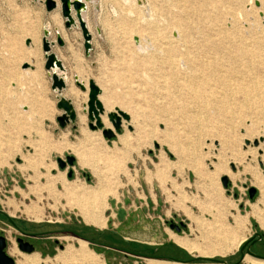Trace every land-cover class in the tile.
Segmentation results:
<instances>
[{
	"label": "rangeland",
	"instance_id": "rangeland-1",
	"mask_svg": "<svg viewBox=\"0 0 264 264\" xmlns=\"http://www.w3.org/2000/svg\"><path fill=\"white\" fill-rule=\"evenodd\" d=\"M44 1L0 0V236L7 239L9 255L13 240L19 250L18 238L36 248L32 254L19 250V255H10L16 264L22 254L38 255L39 264H63L70 258L68 252L82 248L80 240L97 256L93 263L82 259L76 264H183L207 257L250 264L246 251L241 260L242 246L225 255L205 256L179 247L171 233L205 251L227 249L225 236L249 240L259 234L262 240L255 238L251 251L264 257V51L256 64L238 63V77L208 81L197 99L187 89L186 75L177 74L180 57L171 49L172 28L156 29L160 17L170 24L180 18L182 25L203 27L208 14L225 9L212 8L223 0H83V18L93 37L89 54L78 22L66 29L60 0L51 13ZM230 1L231 10H239L240 0ZM244 3L242 11L255 10L258 22H252L255 30L243 34L264 37V0ZM147 10L155 24L143 21ZM52 16H58L57 24ZM44 29L50 31L52 52L63 63L64 70L57 73L67 87L61 94L52 90L53 72L45 69ZM59 33L64 47L56 42ZM75 77L88 86L93 80L104 90L107 107L130 115L131 121L114 139L105 138V126L91 129L83 109L88 96ZM60 97L73 102L80 123L85 115V127L78 120L66 128L59 125ZM118 135L127 137L126 145ZM68 157L76 159L74 166L61 169L58 161ZM160 165L162 179L157 177ZM62 174L67 183L102 184L99 220L106 226L86 222L85 215L94 207L99 215L96 201L66 196ZM251 189L257 191L253 199ZM213 214L219 221L206 231L194 222ZM214 225L228 231H222V242L209 245L205 235H211L208 230Z\"/></svg>",
	"mask_w": 264,
	"mask_h": 264
},
{
	"label": "bare ground",
	"instance_id": "bare-ground-1",
	"mask_svg": "<svg viewBox=\"0 0 264 264\" xmlns=\"http://www.w3.org/2000/svg\"><path fill=\"white\" fill-rule=\"evenodd\" d=\"M55 1L58 3V7H59V1L58 0H55ZM126 1H129V0H126ZM230 2H231L230 0H227V1L223 0L221 5L215 4V6L212 7L214 8V10H218L221 8H225V9L220 14H216V15L208 14L204 19L203 27H194L193 25L189 23L182 25L180 18H175L174 19L175 21L172 24H170V21L168 19H163L162 17L158 19L156 29L158 27L160 29L162 26H164V29L166 30L169 28H172L173 30L174 39L171 43V49L175 48V52L177 56L180 57L178 67L182 71V72L179 71L177 74L178 75L182 74L184 76L186 75L187 77L186 79L188 80V82L186 83L187 89L197 99L203 96L204 92L202 91L207 90V88L203 89V87L207 86L208 81L218 80L220 82L224 78H227L233 75L235 76V74L237 75L238 71L236 70L235 67L238 63L244 64L247 66L256 64L262 55L261 53L264 51V37H261V36L260 37H257V36L249 37L248 36L249 34H247V32H246L247 35L243 34V30H246V31L255 30L254 28L255 26H253L255 23H252V22H258L256 11L254 10L252 13L243 12L241 7L245 4L244 0H240L242 4H237L239 6V10L237 11L231 10ZM206 5L212 6V4H210L208 1L206 2ZM224 5H226V7H224ZM146 13L147 14L143 18V21L148 22V21L154 20V24H155L156 18L154 17L152 11L147 10ZM261 14L264 15L262 11H261ZM73 16L75 17V14H73ZM52 21L54 22V24H57L59 21L58 16H52ZM159 29L158 31H160ZM195 32H196V35H195L196 37L194 36ZM137 45L139 46L140 52H144V53L146 52L145 50L146 47H142L139 41H137ZM251 47L253 48L251 49ZM247 71L248 72L246 73H249V70ZM55 72L57 73L58 71H55ZM84 86L87 90L85 95H88L89 86L87 84H84ZM101 90L103 94L100 97V100L104 103L105 108H106V114L102 116L101 119H102L104 126L107 129L114 130L108 122L107 114L110 112H114L116 109H120V108L116 107L113 111L111 110L110 107H107V105L105 104V101L107 102V99L106 100L104 99V94H105L104 90L103 89ZM240 90L244 94H247L249 92V91L247 92V89H244V85L240 86ZM220 92L222 93V91ZM70 93H75V90L70 89ZM192 109H194V107ZM123 124H124L123 126L125 127V122H123ZM92 136L93 137L100 136V133L93 134ZM92 136H90L89 138H91ZM167 136L171 138L173 136L172 132L170 133L169 131ZM118 137H119V141L123 145L127 144L128 141L125 135H118ZM81 165L83 167H87V163L84 161L81 162ZM163 171H164V167L162 165L158 166L157 177H159V179H162L164 177ZM65 175L66 174H62L61 179H62V185L64 186L65 191H66L65 192L66 196L67 195L70 197L73 196L75 199H86V200L94 199V201H96L95 205L97 206V209L99 210V215H97V210L94 207L92 210H90L89 215L87 216L85 215L86 222L88 224H94L98 227L106 226L105 224L106 221L99 220L100 215H101L100 214L101 198L105 197V190L103 189L102 184L99 183L97 184V186L92 187V186H87L84 183H78V182L67 183V180L65 179ZM53 186H54V183H51L50 188H52ZM28 217H31V216L28 215ZM35 220L39 222L40 218H35ZM213 221H219L216 214L211 215L210 218L201 216L194 222L195 224H197V226H199L198 227L199 229H201L202 227H205V231H206L207 229L206 226L212 225L211 223ZM236 224L238 228H242L239 223H236ZM223 227L224 226L219 225L217 226V228H220V229H216L214 225L212 230H208L211 232L210 233L211 235H205V240L208 241L209 245L214 244V243L219 244L220 242H222L223 240L222 231L226 233L228 231L227 226H226L227 230L223 229ZM234 230L236 231L235 227H234ZM225 238L229 239V242H225L228 245L226 246L227 249H219V251L214 250V249L213 250L206 249L205 251V250L198 248L188 238L181 237L174 233H171V239L173 240V242L179 245V247L186 249L190 253L200 252L201 255H205V256H214L217 253L221 255H225L232 248H239L247 241L245 237H242L241 239L235 238L234 234L233 236H228V237L225 236ZM79 242L82 244V248L80 250H76V251L73 250L71 252H68L71 254L70 258L68 261L64 262L63 264H76L75 263L76 261L82 260V259L87 260L88 262H92L94 257L97 256V254H95L93 251L89 249V246H88L89 244L86 241L80 240ZM212 246H215V245H212ZM9 253L11 256L19 255V250L14 240H13L12 247L9 250ZM22 255L23 256L21 257V259H19L18 264H39L41 260L38 255H35V256L26 255V254H22ZM210 258L207 257L204 259H210ZM246 260L250 264H264V260H259L251 256H248ZM147 264H178V263L159 261V260H148Z\"/></svg>",
	"mask_w": 264,
	"mask_h": 264
},
{
	"label": "water",
	"instance_id": "water-1",
	"mask_svg": "<svg viewBox=\"0 0 264 264\" xmlns=\"http://www.w3.org/2000/svg\"><path fill=\"white\" fill-rule=\"evenodd\" d=\"M34 2H37L39 0H33ZM46 11L48 13L53 12L58 8V3L55 0H45L44 2ZM61 3V9H62V15L65 19V27L68 30H71L74 26H77V22L82 30V35L84 38V48L86 54H89V52L92 50V40L93 37L88 29L87 23L85 22L83 18V13L86 10V5L83 2V0H60ZM75 14V17L73 16ZM51 36V33L49 30L44 29V38H43V51L45 55V69L50 74L51 72V80H52V90L54 92L62 93L66 89V83L65 80L55 72V71H63V63L58 59V57L52 52V47L55 46L54 42L49 41V37ZM136 41H139L138 38H136ZM57 44L60 47L65 46V42L63 37L60 34H57ZM31 41L27 40L26 45L30 46ZM29 67V64L24 65V69H27ZM75 81L77 86L86 93V88L84 86V83L79 82V78L75 77ZM103 92L101 88L93 81L91 80L89 82V89H88V102L84 105L83 109L86 114H88V117L91 121L90 127L92 130L102 129L104 124L102 122L101 117L106 114L105 107L100 100V97L102 96ZM58 110L63 112V115L60 116L57 120L59 125L62 128H66L68 125L72 124L75 125L77 122V111L75 109V106L73 105V102L70 100H67L64 97H60L58 99L57 103ZM107 118L109 122L112 124L114 130L107 129L103 131V135L108 140L114 139L117 134H120L123 130V122L129 123L131 121V117L128 113L116 109L114 112H110L107 114ZM132 129V127H130ZM76 162V159L74 157H68L67 161H63L60 159L58 161L61 169H65L67 165L73 167ZM72 176V173L69 175ZM225 186L228 185V180L226 179L224 181ZM257 194V191L255 189L250 190V197L253 199L255 195ZM10 223L14 224V222L9 219ZM45 235V234H43ZM74 235L81 237L79 233L74 232ZM34 237L35 235H29ZM256 240L261 241L262 236L257 234L251 239L247 240L241 247L240 253H241V260L245 257V251L246 254L259 259L264 260V257L256 255L251 251V246ZM17 243L19 245V250H21L24 253L32 254L35 252L36 248L33 244H30L29 242H25L23 239L18 238ZM7 239L3 236H0V264H16V261L7 253ZM123 252H126L128 254L129 251L122 250ZM154 259H159V257H155ZM213 263H222V264H230L228 261H221V260H213L211 261ZM240 262V261H239ZM237 262L236 264H238ZM183 264H191V261H182Z\"/></svg>",
	"mask_w": 264,
	"mask_h": 264
},
{
	"label": "crops",
	"instance_id": "crops-1",
	"mask_svg": "<svg viewBox=\"0 0 264 264\" xmlns=\"http://www.w3.org/2000/svg\"><path fill=\"white\" fill-rule=\"evenodd\" d=\"M60 34V33H59ZM61 35V34H60ZM62 36V35H61ZM63 37V36H62ZM79 82H80V80H79ZM88 95H86L85 97H87ZM78 109V108H77ZM77 116H78V118H77V120H78V123L77 124H81V125H83L82 127H85V125L87 124V121H86V117H85V115H84V117H82V122L80 123V120H79V118H80V116H79V114L77 113ZM106 128V127H105ZM107 129V128H106ZM94 134V133H93ZM85 136H89V134H85Z\"/></svg>",
	"mask_w": 264,
	"mask_h": 264
},
{
	"label": "trees",
	"instance_id": "trees-1",
	"mask_svg": "<svg viewBox=\"0 0 264 264\" xmlns=\"http://www.w3.org/2000/svg\"><path fill=\"white\" fill-rule=\"evenodd\" d=\"M73 234H74V232H73ZM207 260L210 261V262L213 261V259H197V260H189V261H191L193 263V262H204V261H207Z\"/></svg>",
	"mask_w": 264,
	"mask_h": 264
},
{
	"label": "flooded vegetation",
	"instance_id": "flooded-vegetation-1",
	"mask_svg": "<svg viewBox=\"0 0 264 264\" xmlns=\"http://www.w3.org/2000/svg\"><path fill=\"white\" fill-rule=\"evenodd\" d=\"M25 242H29L30 244H33V243H31L29 240H25V239H23ZM8 244V243H7ZM34 245V244H33ZM8 246V245H7ZM35 246V245H34Z\"/></svg>",
	"mask_w": 264,
	"mask_h": 264
}]
</instances>
